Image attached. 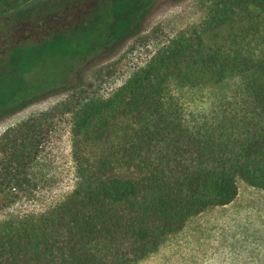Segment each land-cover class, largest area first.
Masks as SVG:
<instances>
[{
    "label": "trees",
    "instance_id": "trees-1",
    "mask_svg": "<svg viewBox=\"0 0 264 264\" xmlns=\"http://www.w3.org/2000/svg\"><path fill=\"white\" fill-rule=\"evenodd\" d=\"M23 1L0 0V117L71 88L154 2ZM233 80L208 114L188 117L173 93ZM72 135L74 189L45 212L0 221V264H133L233 202L240 180L264 191V0H211L198 27L110 96L80 104ZM38 136L34 125L3 135L0 201L29 180Z\"/></svg>",
    "mask_w": 264,
    "mask_h": 264
},
{
    "label": "rangeland",
    "instance_id": "rangeland-1",
    "mask_svg": "<svg viewBox=\"0 0 264 264\" xmlns=\"http://www.w3.org/2000/svg\"><path fill=\"white\" fill-rule=\"evenodd\" d=\"M37 1L42 0H24L23 6ZM210 2L154 0L137 31L87 62L71 88L45 93L0 117V143L7 131L24 125H34L39 135L29 180L16 190L4 187L15 198L0 201V221L45 212L71 193L76 185L73 111L89 99L113 94L177 36L198 27ZM236 86L233 80L205 89L175 88L173 93L190 117L208 114ZM133 264H264V191L240 180L233 202L191 217L182 230L166 236L156 250Z\"/></svg>",
    "mask_w": 264,
    "mask_h": 264
}]
</instances>
